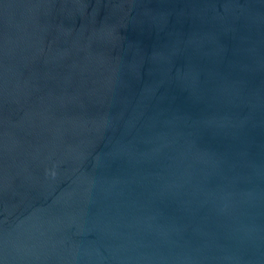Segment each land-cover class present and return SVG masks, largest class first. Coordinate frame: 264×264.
<instances>
[{"label":"water","instance_id":"1","mask_svg":"<svg viewBox=\"0 0 264 264\" xmlns=\"http://www.w3.org/2000/svg\"><path fill=\"white\" fill-rule=\"evenodd\" d=\"M0 264H264V0H0Z\"/></svg>","mask_w":264,"mask_h":264}]
</instances>
